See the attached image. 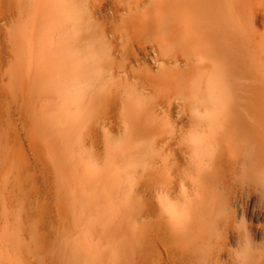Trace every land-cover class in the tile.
Segmentation results:
<instances>
[{
  "label": "bare ground",
  "instance_id": "bare-ground-1",
  "mask_svg": "<svg viewBox=\"0 0 264 264\" xmlns=\"http://www.w3.org/2000/svg\"><path fill=\"white\" fill-rule=\"evenodd\" d=\"M2 164V193L40 176L69 231L68 215L100 223L111 264H231L242 218L264 264V208L245 187L264 180V0H0ZM100 180L97 214L79 188ZM169 203L187 206L181 232ZM130 237L150 255H124Z\"/></svg>",
  "mask_w": 264,
  "mask_h": 264
},
{
  "label": "rangeland",
  "instance_id": "rangeland-1",
  "mask_svg": "<svg viewBox=\"0 0 264 264\" xmlns=\"http://www.w3.org/2000/svg\"><path fill=\"white\" fill-rule=\"evenodd\" d=\"M11 135L13 134L11 133L9 135L10 141L13 139ZM91 165L100 169L101 159L93 160ZM2 166L3 164L0 167ZM39 177L40 176L37 177V185L41 184V188L38 187L39 189L36 187L32 188L31 180L29 178H24L23 184L25 186H16V188H13L14 190H5V194L0 191V264H111L113 254L107 256L101 245V224H97V227L96 224L91 225V227L96 228H92L90 232V230H87V228L83 226H76L75 220L72 216L68 215L69 219L67 216L66 219L68 221L70 220L75 227L69 231V228L64 224L65 222L62 219L59 220V216H57L58 210L56 209L57 206H55L57 205V201H55L57 200V194L52 193L56 192V190L43 185L42 178ZM26 180L30 181L25 182ZM25 183H29L30 185L28 184V186ZM99 183V189L79 188L80 197L82 199L86 202H95V204H97L99 207L97 214L101 213V180ZM18 188L19 190L17 191ZM15 190L16 192H13ZM67 190L63 193L66 199L63 195L61 196L66 201L69 211L73 212L76 201L72 195L75 191L79 194V190H73L72 186H69ZM40 196L42 198H40ZM6 199H9L8 203ZM83 211L91 214L86 204L84 205ZM28 214L29 217L27 218ZM254 223L258 222L254 220ZM19 226L24 231H21ZM84 234H90V242L98 249L97 256L90 257L91 254L83 250L85 244L80 238ZM142 242H139L136 238L130 237L124 245L123 254L125 255L126 252H131L132 249H137L140 254H143L144 250L148 249L149 245L146 247V243H148L147 240L146 242ZM143 244H145V246ZM141 247L143 251H141ZM149 252L148 250V252L146 251V253H144L146 255ZM147 255H150V253ZM141 256L145 257L144 254ZM93 257L94 259L92 260ZM142 257L141 259H144L142 264H149V257L146 256L147 259H145L146 257ZM224 258H226V256Z\"/></svg>",
  "mask_w": 264,
  "mask_h": 264
},
{
  "label": "clouds",
  "instance_id": "clouds-1",
  "mask_svg": "<svg viewBox=\"0 0 264 264\" xmlns=\"http://www.w3.org/2000/svg\"><path fill=\"white\" fill-rule=\"evenodd\" d=\"M245 187L251 189L260 197V206L264 208V180L250 179L246 180ZM185 198H188L187 190L182 188ZM164 214L168 217L170 224L177 232L184 230L187 221V206H180L175 203H169L163 208ZM233 231L238 240L236 247H229L228 256L231 264H253L255 256L261 251L258 248L260 243L254 242L248 228L246 219H240L233 225Z\"/></svg>",
  "mask_w": 264,
  "mask_h": 264
}]
</instances>
